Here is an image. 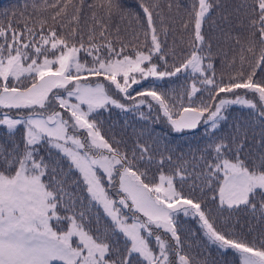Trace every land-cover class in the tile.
Listing matches in <instances>:
<instances>
[{"label":"snow or ice","instance_id":"snow-or-ice-1","mask_svg":"<svg viewBox=\"0 0 264 264\" xmlns=\"http://www.w3.org/2000/svg\"><path fill=\"white\" fill-rule=\"evenodd\" d=\"M215 2L197 0L193 5L191 50L171 71L158 70L157 64L152 62L153 55L159 54L158 59L165 65L168 63L152 8L144 3L140 7L144 14L147 51L136 50L134 55L124 54L127 45L123 42L119 49L114 48L111 41L96 43L94 31L89 33L87 41L75 28L67 35L59 34L56 27H46V20L38 22V30L35 24L29 26L27 23L23 30H17L11 23L0 26V108L28 110L22 116L5 114L0 118V126H6L10 134L23 129L19 143L13 142L10 148L0 145V264H133L134 255L142 257L143 264H194L178 232L176 217L181 213L198 218L208 241L220 249L235 250L240 264H264V238L257 245L241 235L219 230L210 217L211 209L206 204L202 207V199L185 196L177 190L174 179L179 175L183 180L182 170L178 169L175 175L161 172L158 183H146L148 174L141 171L139 165L145 159L152 161L149 149L137 144L129 155L121 150L119 141L109 142L96 120L90 119L98 109L109 105L128 111L139 110L141 105L147 104L151 109L147 99L151 98L162 109L174 131L196 129L203 121L214 133L228 119L225 115L228 106L245 105L257 113L256 119L261 123L260 147L264 149V80L255 78L258 68L264 71V0H253L249 5L255 15L249 21L246 50L255 55V47L259 44V56L247 75L238 72L227 82L223 78L217 81L211 62V44L202 33V26ZM69 3L71 0L52 16L53 21L65 12ZM107 3L111 9L112 0ZM72 19L78 21V16L73 15ZM184 27H188L187 22ZM106 32V26L101 23L99 36L102 40L106 39ZM101 48L104 55L99 54ZM81 50L92 57L91 64L81 62ZM241 61H244L243 55ZM145 62L150 66H142ZM189 69L202 77V85L211 86L210 100L198 106L190 103L182 108L176 119L171 115L165 95L155 86L138 92L137 96L142 97L139 100L128 92L132 84L140 83L131 76L133 73L139 74L141 79L162 80ZM88 76L103 80L94 85L82 83ZM22 77L31 79L30 86L23 85ZM10 78L19 83L10 84ZM104 81L114 85L133 102L132 105L126 106L112 98ZM53 89H63L66 94L54 93ZM237 89L252 93L253 99L243 98ZM199 91L196 83H192L189 101ZM221 93L232 94L234 99L225 95L216 102L215 97ZM72 97L78 102L70 103ZM140 115L144 117L143 112ZM77 130H85L83 138ZM237 133L239 138L233 136L227 143L220 139L209 146L215 155L204 163L207 171L202 173L201 192L204 188L210 189L213 192L211 200L218 201L221 208L243 206L254 214L259 212L264 219V151L254 156L244 155L242 149L247 131L237 126ZM44 145L48 147L49 157L56 150L61 154L60 159L68 161V173L73 169L79 173L89 204L99 205L110 223L101 226L97 216V227L95 230L91 227L90 209L66 187L67 173L60 160L40 155ZM167 159L171 161L172 158L168 156ZM158 163L163 165L164 160ZM114 179L123 194L118 201L109 195L105 186V181ZM123 209L132 213L131 218ZM156 229L168 233L169 239L162 238ZM120 234L125 241L123 255L117 247ZM153 236L156 248L150 241ZM114 255L118 258L113 259ZM200 264H207V261Z\"/></svg>","mask_w":264,"mask_h":264},{"label":"trees","instance_id":"trees-1","mask_svg":"<svg viewBox=\"0 0 264 264\" xmlns=\"http://www.w3.org/2000/svg\"><path fill=\"white\" fill-rule=\"evenodd\" d=\"M196 2L197 0H112L113 7L109 9L107 0H71L65 12L57 17L56 21H53L52 16L67 3V0H0V26L11 23L17 30H23L27 23L29 26L35 24L38 30V22L46 20V27H56L59 34L67 35L75 28L79 35L87 41L89 33L94 31L96 43L104 44L111 41L113 47L119 49L123 42L127 45L124 54L134 55L136 50L147 51L143 35L145 30L144 14L140 7L141 3H144L152 8L153 19L160 33L162 52L168 61L165 65L163 60L158 59L159 54H155L152 62L157 64L158 70L171 71L174 65L179 66L190 53L191 13ZM252 3L253 0H216L202 26V33L205 35L206 41L211 44V62L214 65L218 82L221 78L227 82L241 71L247 75L252 70L256 57L259 56L261 47L259 44L255 47V55L246 50L250 35L249 21L255 15L249 7ZM51 5H56V7H51ZM153 5L155 7H152ZM73 15L78 16V21L72 19ZM186 22L188 23L187 28L184 27ZM101 23L107 29L106 39L103 40L99 36ZM61 24L65 27H61ZM165 30L166 35L164 34ZM237 39L240 40V43H237ZM204 51L207 52L208 49L205 48ZM99 54L104 55L103 48ZM242 55L244 56L243 62L241 61ZM49 56H53L51 52ZM79 58L82 63L91 64L92 62V57L83 50H81ZM207 63L206 59L205 64ZM146 65H150L149 62ZM255 78L264 80V71L258 68ZM21 79L23 85L30 86L31 79L24 77ZM90 79L101 81L103 78L90 77ZM201 80L202 77L199 74L190 75L180 72L175 76L164 78L159 83H151L150 80L143 81L128 92L139 100L142 97L137 96L138 92L149 90L155 86L157 91L165 95L171 115L175 119L180 115L182 108L188 107L190 103L193 106H198L201 102L205 104L209 102L211 86L202 85ZM194 82L200 91L189 101L188 93H190L191 85ZM9 83L19 82L10 78ZM106 90L119 103L126 106L132 105L133 102L123 97V93L110 87H106ZM236 92L248 99H253V94L244 89H237ZM225 95L227 98L234 97L232 94L221 93L220 96L215 97V101L218 102ZM147 99L152 105L151 109L147 104L141 105L139 110L128 111L109 105L97 110L90 119L96 120L101 133L109 142H112L113 139L119 141L121 150L128 152L129 155L137 147V144H142L149 149L148 155L152 157V161L148 162L145 159L139 165L140 170L146 171L148 174L149 179L145 181L146 183H158L161 172L165 175H175L178 169L182 170L183 180L179 175H175L174 179L178 191H181L185 196L202 199L204 202L202 207L206 204L211 209L210 217L219 230L241 235L258 245L264 238V219H261L259 212L254 214L251 209H245L243 206L236 209H228L227 206L221 208L218 201L211 200L213 192L210 189L204 188L201 192L202 173L207 171L204 163L211 161L215 155L209 146L220 139H224L227 143L232 140L233 136L239 138L237 126L242 131H247V138L244 140L245 147L242 149L244 155L251 153L254 156L264 151L260 147L261 123L256 119V111L250 108L231 106L225 113L228 119L223 121L214 133L206 124H200L196 129L176 132L159 105L155 101H151V98ZM1 111L15 116L26 113L28 110L0 108ZM141 112L147 118L142 117ZM22 135V128L13 135L4 126H0V145L10 148L13 142H20ZM232 147L235 148V145ZM48 151L47 145H44L41 147L40 155L46 159L60 160L61 167L67 173L65 176L66 187L82 198L84 204L90 209L88 219L92 222L91 227L94 230L97 227V216L101 226L109 223L97 206L89 204V198L84 192L79 174L74 169L68 173V162L65 159H60V155L54 151L49 157ZM137 155L139 156V151H137ZM168 156H171V161L167 159ZM201 157H204V160H201ZM161 159L164 160L163 165L158 163ZM176 220L178 232L181 234L182 240H185L184 250L191 256L194 264H200L201 261H207V264H240L238 255L231 250L222 251V255L208 254L210 249L220 250H217L214 245L210 249L207 248L206 244L209 243L202 233L198 218L181 214ZM158 234L166 240L169 239V234L162 229H158ZM118 240L117 247L121 250L125 241L120 235ZM151 244L156 248L152 241ZM189 245L191 246L189 247ZM117 258V256H113V259ZM132 261L133 264H143V260L137 256H133Z\"/></svg>","mask_w":264,"mask_h":264},{"label":"rangeland","instance_id":"rangeland-1","mask_svg":"<svg viewBox=\"0 0 264 264\" xmlns=\"http://www.w3.org/2000/svg\"><path fill=\"white\" fill-rule=\"evenodd\" d=\"M49 58L50 59H52V58H54L53 56H49ZM147 62H145V64H146ZM145 64L144 65H142V66H144V67H148V66H150V65H146L145 66ZM54 68L55 67H57L56 65H54L53 66ZM182 73H185V74H190V75H196V74H193L192 72H191V70L189 69V70H183L182 71ZM131 76H135L136 77V79H138V80H140V83H138V84H132L131 85V87H129V89H128V91H130L133 87H135V86H138L139 84H141V82H143V81H146V80H150V82L151 83H159V82H161L162 80H160V79H156L155 77H148L147 79H141L140 78V76H139V74H136V73H133V74H131ZM90 77H95V76H88V79H87V81H82V83L83 82H87V83H92L93 85L95 84V82L96 81H98V80H91L90 79ZM166 78V77H165ZM118 79H121V82H122V78L121 77H118ZM103 80V79H102ZM101 80V81H102ZM105 82V84H106V87H110V88H112V89H114V90H116V91H118L117 89H115V86L114 85H110V82H107V81H104ZM129 83L131 84V79L129 80ZM69 87H71V86H69ZM245 90V89H244ZM245 91H247V90H245ZM53 92L55 93V92H59L61 95H65L66 93H65V90H63V89H53ZM51 95V94H50ZM123 97H125V98H127L125 95H123ZM243 98H245V99H248V98H246L245 96H242ZM228 99H234V97H230V98H228ZM257 99H258V97H257ZM78 101H76V99H75V97H72V98H70V103H77ZM110 106H112V105H110ZM231 106H236V107H240V108H249V107H247V106H245V105H239V104H233V105H230V106H228V107H231ZM84 108H85V110H86V106H83ZM112 107H115V106H112ZM116 108V107H115ZM99 110V109H98ZM95 113V112H94ZM5 114H8V113H6L5 111H1L0 112V118H3V116L5 115ZM25 113H22V114H18V115H15V116H22V115H24ZM181 114V113H180ZM8 115H10V116H14V115H11V114H8ZM179 117V116H178ZM177 117V118H178ZM176 119V118H175ZM201 124H204L203 123V121L201 122ZM171 125V124H170ZM208 126V125H207ZM5 128H6V126H4ZM209 127V126H208ZM6 130H7V128H6ZM77 134H79L80 136H81V138H83L84 137V135H85V130H77ZM55 153H57L58 155H60L61 156V154H59L56 150H53ZM66 160V159H65ZM67 161V160H66ZM68 162V161H67ZM75 170V169H74ZM76 171V170H75ZM77 172V171H76ZM78 173V172H77ZM79 174V173H78ZM80 176V175H79ZM80 179H81V181H82V178L80 177ZM105 186H106V190L108 191V193H109V195L113 198V199H116L117 201L121 198V196L123 195L122 194V192H121V190L119 189V186H118V182H117V180H113V181H111V182H107V181H105ZM89 198V197H88ZM92 204H94L95 206H97L99 209H100V211L102 212V214H103V216L107 219V221L110 223V218H107L106 216H105V214L103 213V210H102V208L99 206V205H97V204H95L94 202H92ZM92 207H94V206H92ZM123 211L131 218V216H132V213L131 212H129L128 211V209H123ZM134 211V210H133ZM182 214V213H181ZM181 214H179V215H181ZM137 215H140L141 217H142V214H137ZM178 215V216H179ZM183 215V214H182ZM177 216V217H178ZM177 217H176V219H177ZM143 218V217H142ZM130 222H131V219H130ZM200 227H201V225H199ZM160 231V230H159ZM156 232L158 233V229H156ZM165 232V231H164ZM202 233L204 234V231H203V229H202ZM168 234V233H167ZM120 236L123 238V236H122V234H120ZM205 236V235H204ZM206 237V236H205ZM206 239H207V237H206ZM150 241H152L153 242V244H154V246L155 247H157V245H156V241H155V237L153 236V237H151L150 238ZM207 242L209 243V244H206L207 245V248L208 249H210V247H213L212 245H214L216 248H219L217 245H215V244H212L211 242H209L208 241V239H207ZM125 243V242H124ZM124 243L122 244L123 246H122V248H121V250H120V255H123V248H124ZM129 246H130V242H129ZM215 248V249H216ZM220 249V248H219ZM218 250V249H217ZM228 250H231V251H234V253H236L237 255H238V258H239V254L237 253V252H235V250H232V249H228ZM222 251H224V249H220V251H213V250H209V252H208V254L209 253H218V254H221L222 255ZM134 256H136V255H134ZM138 257V256H137ZM139 258H141L142 260H143V258L142 257H139ZM239 261H240V258H239Z\"/></svg>","mask_w":264,"mask_h":264}]
</instances>
